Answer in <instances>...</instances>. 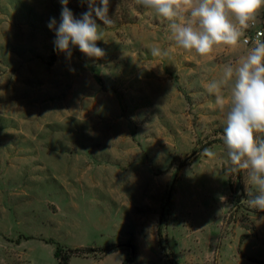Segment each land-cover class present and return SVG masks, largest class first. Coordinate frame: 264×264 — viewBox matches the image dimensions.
<instances>
[{
    "label": "rangeland",
    "instance_id": "rangeland-1",
    "mask_svg": "<svg viewBox=\"0 0 264 264\" xmlns=\"http://www.w3.org/2000/svg\"><path fill=\"white\" fill-rule=\"evenodd\" d=\"M67 7L77 18L89 11L81 0ZM61 11L60 0H0V264H57L48 240L133 244V264H166L160 213L161 244L177 264H263L264 211L241 203L253 191L243 172L242 198L238 183L228 190L224 111L207 88L243 62L255 32L264 39V7L235 47L199 56L175 44L168 21L109 0L112 23L96 20L99 59L54 51L47 25ZM223 95L226 111L229 87ZM128 249L69 264H121Z\"/></svg>",
    "mask_w": 264,
    "mask_h": 264
},
{
    "label": "clouds",
    "instance_id": "clouds-1",
    "mask_svg": "<svg viewBox=\"0 0 264 264\" xmlns=\"http://www.w3.org/2000/svg\"><path fill=\"white\" fill-rule=\"evenodd\" d=\"M89 4V11L75 17L67 7L69 0H60L62 11L57 26L50 18L47 27L55 32L54 51L71 57L78 48L88 58H102L105 52L97 46L101 40L100 25H110L109 0H81ZM134 4L168 21V29L175 44L199 56L210 54L214 46L235 47L256 18L264 0H133ZM187 14L184 20L181 13ZM95 13L96 19L93 18ZM249 54L233 67L225 65L223 78L209 83L207 91L215 95V104L224 111L221 140L227 153L228 174L243 172L253 191L241 203L255 211H264V39H256ZM153 57H166L168 52L158 47L151 50ZM230 88V102L225 111L223 89ZM203 155L214 158L216 153L204 149Z\"/></svg>",
    "mask_w": 264,
    "mask_h": 264
},
{
    "label": "trees",
    "instance_id": "trees-1",
    "mask_svg": "<svg viewBox=\"0 0 264 264\" xmlns=\"http://www.w3.org/2000/svg\"><path fill=\"white\" fill-rule=\"evenodd\" d=\"M188 164L185 162H182L181 167L187 166ZM234 175V174H232ZM232 175H230L227 178V187L229 192H232L234 190V187L236 186V183H238V188L241 192V195L238 196L240 198H242V194H243V190L242 187L239 186V180L241 178V173L239 175H234L235 177H233ZM237 181V182H234ZM162 223H163V214L160 213L158 216V221L156 224V237H157V246L158 249L160 251V257L161 259H163L166 264H177L175 261H172L171 258L169 257V255L166 253H164V247L161 244V237H162ZM22 238V237H20ZM19 241V240H18ZM17 241V242H18ZM46 244H55V249L53 252V257L56 259L57 264H69V259L72 256H77V257H89L92 256L93 258H101L106 256L109 253L115 252L117 250L122 249L123 247H129V253L127 254V256L121 261V264H133V262L135 261V257H136V251L134 249L133 244H109L100 248H63L61 246H59L57 243H54L50 240H48L46 242ZM259 263H263L264 262H259Z\"/></svg>",
    "mask_w": 264,
    "mask_h": 264
},
{
    "label": "built area",
    "instance_id": "built-area-1",
    "mask_svg": "<svg viewBox=\"0 0 264 264\" xmlns=\"http://www.w3.org/2000/svg\"><path fill=\"white\" fill-rule=\"evenodd\" d=\"M262 34H263V32L262 31H257V32H255L254 33V40H256V39H260L261 37H262ZM248 39H244L243 40V42L244 43H248Z\"/></svg>",
    "mask_w": 264,
    "mask_h": 264
},
{
    "label": "water",
    "instance_id": "water-1",
    "mask_svg": "<svg viewBox=\"0 0 264 264\" xmlns=\"http://www.w3.org/2000/svg\"><path fill=\"white\" fill-rule=\"evenodd\" d=\"M54 60H55L54 56H51V58H50V65L53 64Z\"/></svg>",
    "mask_w": 264,
    "mask_h": 264
},
{
    "label": "crops",
    "instance_id": "crops-1",
    "mask_svg": "<svg viewBox=\"0 0 264 264\" xmlns=\"http://www.w3.org/2000/svg\"><path fill=\"white\" fill-rule=\"evenodd\" d=\"M108 256H109V255H107V257H108ZM107 257H106V258H107ZM106 258H105V256L103 257L104 260H105ZM101 260H102V258H101ZM99 261H100V260H99Z\"/></svg>",
    "mask_w": 264,
    "mask_h": 264
}]
</instances>
